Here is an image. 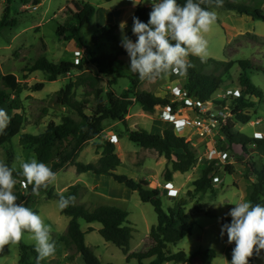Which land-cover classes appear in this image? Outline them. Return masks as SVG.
<instances>
[{
    "label": "rangeland",
    "instance_id": "1",
    "mask_svg": "<svg viewBox=\"0 0 264 264\" xmlns=\"http://www.w3.org/2000/svg\"><path fill=\"white\" fill-rule=\"evenodd\" d=\"M227 1L243 3L251 8L264 11V0ZM32 2L33 0H12L9 6V17L16 21V25L0 32V91L9 94L8 100L1 108L5 109L10 117L14 114L23 117L22 130L18 136L12 139L11 146L0 147V161H5V149L11 148L15 155L12 167L16 171H20L21 162H27L34 156L29 149H22L18 145L20 135L40 134L49 123L59 124L64 116H72L77 119L74 112L58 104L55 98V93L67 84L72 83L74 85L75 100L87 101L88 107L91 109L95 108L97 104L98 100L95 98V93L98 91L101 92L100 98L103 102H106V94L110 91L114 92L117 97L126 93L130 105L123 121H104L101 136L86 143L75 160L84 164L95 163L101 153V150L96 149L95 145L105 144L109 141L108 133L113 132L118 139L117 143L114 144L115 153L121 161V165L116 169V174L125 175L136 181L145 180L148 183L157 180L160 185L158 191L163 210L173 208L177 201L183 199L186 201V212L194 217L195 225L191 234L175 245H168V251L170 253L183 251L187 256H191L197 251L212 250L215 253V258L211 264L230 262L235 244H228L221 238V218L235 206V203L240 202L241 199L248 200L247 194L250 186L243 180L250 181L251 179H245L243 176L245 163L264 166V149L252 147L247 153H244L240 146L228 145L225 138H221V131H216L210 138H201L195 130H192L185 139L194 148L197 156L196 163L188 173L175 174L173 184L176 186L183 184V186L180 194L177 192L176 197H168L163 188L165 180L162 175L165 166L160 163V160L158 161L157 153L142 149L130 142L126 131L143 129L150 134H162L164 130L173 129L178 134L179 131L171 123L165 122L156 108L153 112H145L136 103L134 95L147 92L155 97L167 98L170 101L173 97L171 89L174 86L182 87L185 82L183 77H175L171 74L155 82L141 81L137 74L128 70V56L119 59L114 66L112 75L99 74L94 66L86 63L87 56L83 48L74 41H64L62 36L58 37L56 34L57 27L63 24L66 18L63 14L58 15V13L65 9L70 14H81L80 3L83 2L95 9L93 17L82 28L83 38L86 41L90 39L95 30L106 24L116 25L121 36L119 29L121 21H127L124 34L131 29V16L129 17L127 15L128 10H125L129 9L132 10V13L134 12L135 7H133L131 0H111L109 2L106 0H39L37 5H33ZM139 2L151 8L150 3H145L144 0H139ZM6 6V0H0V18ZM121 11L124 13L120 14ZM214 11L217 13L218 22H215L210 31L204 34L208 41V58L217 61L248 60L255 66L264 68V22L253 21L250 17L240 16L224 9ZM41 56L55 64L64 61L76 65L82 62L83 68L82 70L71 69L68 74L57 77L53 82H48V75L40 71L27 74L24 78L26 73L23 69L29 67ZM205 72L210 73L211 68H207ZM6 74L14 75L16 81L21 85L30 87L37 83H44V88L39 92L24 90L21 94L16 95L9 92L1 80V77ZM239 75L241 72L236 65L223 75V87L212 97L215 104L218 101L227 100L233 90H238L237 79ZM247 76L264 96V76L254 71L247 72ZM255 109L256 113L252 115L251 123L259 119L260 124L254 126H250L249 123L246 125L236 124L234 131L247 137H253L252 135L256 132H264V97L257 103ZM177 113L178 117L187 115L192 119L196 116V112L192 109L186 113L180 111ZM210 147L230 150L235 158L232 159L234 165H229L232 167L231 173L228 174L225 171V165H215L217 175L222 182H212L211 190L189 196L187 191L193 190L191 185L194 180L193 177H199L204 169L207 162L205 154ZM162 160L164 161L163 158ZM48 166L50 167V165ZM93 177L95 175L90 173L77 174L73 166H67L57 173L55 184L50 185L39 196H34L33 203L27 205L36 211L44 222L51 225L53 229L52 238L56 243V252L53 257L44 260L43 264H84L79 254L73 249H66L59 241L67 229L69 219L60 214L57 200L47 198L48 190L61 194L69 186L76 184L85 189V191H81L77 202L84 204L87 208L115 206L127 211L128 224L134 230L128 249L131 252H137L143 248L150 228L157 223L153 207L148 203H142L137 192L129 191L121 184V188L116 187L117 183L104 175H100L96 180L100 182L99 185L101 186L97 190L102 191L103 194H98L96 191L94 193L93 188H91L94 183ZM28 189L29 186L23 188L17 182L14 193L26 197ZM79 224L84 233L87 228H93L92 232L84 235L85 244L92 249L101 263L125 264L122 251L105 242L98 234V230L101 228L98 223L87 224L80 220ZM29 237L30 234L25 233L20 242L34 246V242ZM261 256L264 257L262 254ZM70 257L73 259L70 260ZM18 260L17 245L6 246L4 251L0 252V264H19ZM131 264H135V262H131ZM256 264H264V259L257 258Z\"/></svg>",
    "mask_w": 264,
    "mask_h": 264
},
{
    "label": "trees",
    "instance_id": "2",
    "mask_svg": "<svg viewBox=\"0 0 264 264\" xmlns=\"http://www.w3.org/2000/svg\"><path fill=\"white\" fill-rule=\"evenodd\" d=\"M6 2L7 6L3 9L0 18V32L5 28H13L16 25V21L9 17V6L12 0H6ZM178 2L183 4L185 0H178ZM32 4H39V0H33ZM80 5L81 14H70L65 9L58 13V15L63 14L66 18L64 23L57 27L56 34L58 37L62 36L64 41H74L83 48L87 56L86 63L94 66L99 74L112 75L114 66L119 59L128 56L120 46L121 36L118 27L106 24L95 30L90 39L86 41L83 38L82 28L93 17L95 9L87 3L81 2ZM217 9H224L240 16L250 17L253 21L264 22V11L251 8L243 3L224 0L222 7L213 6L210 10ZM150 11L151 8L143 3L135 7L130 19L131 29L125 33L133 41L136 39L132 34L133 15L146 23ZM189 59L195 67L190 68L186 76L173 75L183 77L185 81L183 89L187 98L202 103L211 100L213 95L223 87V75L228 73L235 65L240 69L241 75L237 79L239 96L235 98L230 96L227 100L225 99L226 101L216 102L218 105L226 107L230 114L225 125L221 128V133L228 145L240 146L244 153H247L249 148L252 147L264 149V140L247 137L234 131L236 124L246 125L252 121V115L256 113L257 103L264 97L261 90L247 76V72L254 71L264 76V68L257 67L248 60L217 61L207 58L206 62L202 63L195 56H190ZM82 68V62L76 65L64 61L55 64L41 56L29 67H25L23 71L26 73L24 78L27 74L40 71L48 75V82H53L57 77L68 74L71 69L82 70ZM207 68H211L210 73L205 72ZM1 80L5 84V88L16 95L21 94L24 90L39 92L44 88V83H37L30 87L21 85L12 74L2 76ZM73 90L74 85L69 83L55 93V98L58 104L74 112L77 119L72 116H64L59 124L49 123L40 134H22L19 136L18 145L22 149H29L39 161L50 165V168L56 173L67 166H73L77 174L91 173L93 175L108 176L117 184L124 185L132 192H137L142 203H148L153 207L157 223L151 227L143 248L140 251L130 253L128 248L134 230L128 224L127 211L115 206L87 208L84 204L77 202L81 191H85V189L76 184L69 186L65 192L61 193L64 196H75V203L65 210L60 209V214L66 216L69 221L65 233L59 238V241L67 249H73L79 254L84 264H104L97 259L92 249L85 244V233L81 231L79 224V221L82 220L87 224L98 223L101 225L98 234L105 242L122 251L125 256V264H131V262H135V264H211L215 258V253L212 250L197 251L191 256H187L183 251L176 253L168 251V245H175L186 236H189L195 225L193 215L186 212V201L181 199L176 202L173 208L165 211L159 199V191L150 190L148 182L144 180L136 181L125 175L116 174V169L120 166V160L115 153L113 143L107 141L103 145H95L96 149L101 150L100 157L95 163L84 164L75 160L86 143L101 136L104 121H123L130 101L126 93L121 97H117L114 92L110 91L106 94V102H103L100 98L101 92L98 91L95 93V98L98 100L97 104L95 108L91 109L88 107L87 101L79 102L75 100ZM8 98V93L0 91V108ZM134 98L145 112H153L157 106L170 105L173 110H176L178 106L176 103H170L167 98L155 97L147 92L136 93ZM252 110L254 111L252 112ZM22 125L23 117L21 115L14 114L11 116L9 126L0 134V147H10L12 139L20 134ZM126 133L130 142L142 149L156 152L158 156L164 157L167 163L170 164V168L166 167L163 173L165 182H171L172 175L175 172L184 174L191 171L196 163L197 156L191 143L173 129L164 130L162 134H150L143 129L127 130ZM14 158L15 155L12 149H5L4 163L12 167ZM231 168L227 165L225 171L230 174ZM18 172L15 171L14 176L17 180L22 181L23 177L16 174ZM216 176L218 175L214 162L205 165L200 176L192 182L193 193H206L211 190L213 187L212 179ZM243 176L245 179L254 178L248 190L247 199L253 204L264 205V166L245 163ZM43 191L41 190V192ZM61 194L48 190L47 198L58 201ZM187 195L191 196L192 193L189 191ZM17 196L20 202L27 206L33 203L35 195L31 194V187L29 186L26 197L20 194H17ZM230 221L231 217L224 214L221 218V226L224 223H230ZM92 231L89 228L87 232ZM222 239L227 241V234ZM17 247L19 264H37V253L33 245L20 242ZM69 259L72 260L73 258L70 257ZM256 259L254 255L250 258L249 264ZM43 262L40 261L39 264H43Z\"/></svg>",
    "mask_w": 264,
    "mask_h": 264
},
{
    "label": "clouds",
    "instance_id": "3",
    "mask_svg": "<svg viewBox=\"0 0 264 264\" xmlns=\"http://www.w3.org/2000/svg\"><path fill=\"white\" fill-rule=\"evenodd\" d=\"M133 7L141 4L131 0ZM150 3L148 21L145 23L133 15V41L124 34L127 21L119 23L121 31L120 46L129 57L128 70L137 74L141 81L155 82L171 74L186 76L195 65L190 56L198 57L202 63L208 58V41L204 34L217 21V13L210 10L213 6H223L224 0H144ZM11 122L7 111L0 108V134ZM14 167L0 161V252L6 246L18 245L25 233L30 234L37 253V264L56 252V243L52 238L53 229L42 217L24 203L19 202L14 193L17 179ZM23 187L31 186V194L39 196L41 190H47L57 181V173L46 163L33 156L22 161L20 171ZM75 203V196L61 194L57 201L59 209L65 210ZM226 216L230 223H224L220 229L221 238L227 234V243L235 244L231 261L227 264H249L250 258L264 259V205L253 204L241 199L235 203Z\"/></svg>",
    "mask_w": 264,
    "mask_h": 264
},
{
    "label": "built area",
    "instance_id": "4",
    "mask_svg": "<svg viewBox=\"0 0 264 264\" xmlns=\"http://www.w3.org/2000/svg\"><path fill=\"white\" fill-rule=\"evenodd\" d=\"M78 62V61H77ZM176 75V74H175ZM172 100L170 103L178 104L177 109L173 110L170 105L157 106L156 109L161 113L163 120L165 122L171 123L176 130L179 131V135L187 137L190 131L195 130L196 134L201 138L211 137L216 131H221V128L225 125L227 118L229 117V110L226 107H222L218 104H215L212 99L208 102H199L194 99L186 97V93L182 87L174 86L171 89ZM232 97H238L239 91L237 89L233 90L230 94ZM215 105V107H213ZM192 109L196 112L195 118H189L185 115L184 117H178L177 112H184ZM199 114H198V113ZM260 120L257 119L251 123V125H259ZM109 142L116 144L117 140L113 132L108 133ZM221 138L224 136L221 133ZM253 138L264 140V133L256 132L253 135ZM206 165L214 162L215 165H234L232 159L234 160V155L231 154L230 150H222L217 147H210L205 154ZM243 164H241L242 166ZM244 167V165H243ZM245 168V167H244ZM17 182L23 187L21 181ZM213 183L222 182L221 179L216 176L212 179ZM25 188V187H23ZM148 188L150 190H159L160 185L155 181H150L148 183ZM166 195L168 197H176L177 191L168 190Z\"/></svg>",
    "mask_w": 264,
    "mask_h": 264
},
{
    "label": "crops",
    "instance_id": "5",
    "mask_svg": "<svg viewBox=\"0 0 264 264\" xmlns=\"http://www.w3.org/2000/svg\"><path fill=\"white\" fill-rule=\"evenodd\" d=\"M146 6V5H145ZM126 11L128 10V14L127 15H129V17L130 16H132V10H129V9H125ZM124 12H120V14H123ZM250 124V126H252L251 125V122L249 123ZM259 133H264V132H259ZM162 158L164 159V157H160V156H158L157 155V159H158V161L160 160V163L161 164H163L164 166H165V168L166 167H169L170 168V164H168L167 163V161L164 159V161L162 160ZM162 160V161H161ZM120 165H121V161H120ZM165 170V169H164ZM176 173H178V172H175V173H173V175H172V181L171 182H165V184H164V186H163V188H164V191H165V194L167 193V191L168 190H173V191H177L178 192V194H180V192H181V188H182V186H183V184H180L179 186H176V185H174L173 184V182H174V179H175V174ZM188 173V172H187ZM81 174H86V173H81ZM88 174V173H87ZM91 174V173H90ZM98 176V177H97ZM99 176L100 175H95V177H93L92 178V181L94 180V183L92 184V186H91V188H93V191H94V193H95V191L98 193V194H103L102 193V191H100V190H97V189H99V183L100 182H97L96 180L99 178ZM163 176V175H162ZM194 178V180H196L197 178H198V176L196 177V176H194L193 177ZM190 179V178H189ZM192 179V178H191ZM251 180L250 181H248V180H243V182H245L247 185H251V183L250 182H253L254 181V178H250ZM151 180H153V179H151ZM193 180V181H194ZM145 181V180H144ZM153 181H155V182H157L158 184H159V182L157 181V180H153ZM192 181V182H193ZM192 182H191V185H192ZM121 186H123V185H121ZM121 186H120V184H116V187H119V188H121ZM101 187V186H100ZM193 187V186H192ZM194 189V188H193ZM130 191V190H129ZM188 192V191H187ZM190 192L192 193V194H194L193 193V190H190ZM91 224V223H90ZM100 225V224H99ZM101 226V225H100ZM88 229L89 228H87V231H88ZM90 229H92L93 230V228H90ZM151 229V228H150ZM85 232V234L86 233H88V232ZM150 232V231H149ZM90 233V232H89ZM149 235V234H148ZM148 237V236H147ZM63 244V243H62ZM64 245V244H63ZM65 246V245H64ZM66 248V247H65ZM67 249V248H66ZM130 253H131V251H129ZM125 257V256H124ZM212 263V262H211ZM257 263V259L254 261V262H252L251 264H256ZM225 264H227V262H225Z\"/></svg>",
    "mask_w": 264,
    "mask_h": 264
},
{
    "label": "water",
    "instance_id": "6",
    "mask_svg": "<svg viewBox=\"0 0 264 264\" xmlns=\"http://www.w3.org/2000/svg\"><path fill=\"white\" fill-rule=\"evenodd\" d=\"M261 254L264 255V250H262Z\"/></svg>",
    "mask_w": 264,
    "mask_h": 264
}]
</instances>
